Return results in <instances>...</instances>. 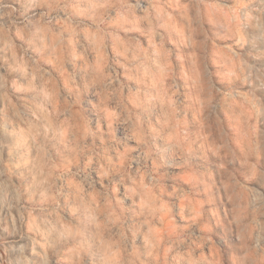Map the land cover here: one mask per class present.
Returning <instances> with one entry per match:
<instances>
[{"label":"clouds","instance_id":"obj_1","mask_svg":"<svg viewBox=\"0 0 264 264\" xmlns=\"http://www.w3.org/2000/svg\"><path fill=\"white\" fill-rule=\"evenodd\" d=\"M0 264H264V0H0Z\"/></svg>","mask_w":264,"mask_h":264}]
</instances>
